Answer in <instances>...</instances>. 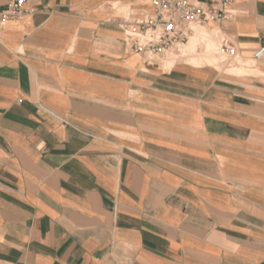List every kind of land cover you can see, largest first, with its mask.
<instances>
[{
  "label": "crops",
  "instance_id": "crops-1",
  "mask_svg": "<svg viewBox=\"0 0 264 264\" xmlns=\"http://www.w3.org/2000/svg\"><path fill=\"white\" fill-rule=\"evenodd\" d=\"M114 4L150 9L0 17V264H264V0L215 25L255 61L222 68L147 63Z\"/></svg>",
  "mask_w": 264,
  "mask_h": 264
},
{
  "label": "built area",
  "instance_id": "built-area-1",
  "mask_svg": "<svg viewBox=\"0 0 264 264\" xmlns=\"http://www.w3.org/2000/svg\"><path fill=\"white\" fill-rule=\"evenodd\" d=\"M28 0H9L0 12L2 20H23L35 12L27 8ZM150 9L137 18L131 11L123 12L119 25L124 30V39L130 51L142 54L147 63L178 44L187 43L195 28L217 23L234 15V0H140ZM217 51L231 60L238 56V49L230 38L222 37ZM264 57V44L254 53L255 59Z\"/></svg>",
  "mask_w": 264,
  "mask_h": 264
},
{
  "label": "bare ground",
  "instance_id": "bare-ground-1",
  "mask_svg": "<svg viewBox=\"0 0 264 264\" xmlns=\"http://www.w3.org/2000/svg\"><path fill=\"white\" fill-rule=\"evenodd\" d=\"M215 32H218V28L215 25L196 27L195 33L187 43L178 44L172 49V51L170 52L171 61L168 67H171L177 59L188 61L190 60L192 62L199 63L200 60L197 61L199 56H201L202 58L204 57L207 63H211L210 65L214 64L215 60L218 58V51L215 50ZM201 39L206 40L205 49L201 55H198L196 54L197 46Z\"/></svg>",
  "mask_w": 264,
  "mask_h": 264
},
{
  "label": "rangeland",
  "instance_id": "rangeland-1",
  "mask_svg": "<svg viewBox=\"0 0 264 264\" xmlns=\"http://www.w3.org/2000/svg\"><path fill=\"white\" fill-rule=\"evenodd\" d=\"M117 6H118V4H114V7H117ZM117 8L120 9L121 11H123V12L124 11L127 12L129 10L128 6H118ZM198 27H201V26H198ZM222 36L223 35H222L221 32L220 33L219 32H215L214 33V37H215L214 38L215 39V50H217L216 48L218 47V45H219V43H220V41L222 39ZM205 41L206 40L201 39V41L199 42V44L197 46V52H196V54L201 55L204 52V49H205ZM174 47H172L170 50H168L164 54H162L160 56H157V59L158 60H161V61H165L166 62L167 67H168V65H169V63L171 61V54H170V52L172 51V49ZM217 56H218V58L215 60V63L212 64L211 66H217L218 68H222L223 67V64H225V63H231L232 66H235V65H243V64H247V65L250 66V65H253L255 63V61H253V60H245V59L240 58V56L234 58L235 60L234 59L233 60H229L225 56L220 55L218 53H217ZM199 60H200L199 63H195V62H192L190 60L188 61V60H183V59L182 60L177 59L175 62H177V61H186L188 63L195 64V65H207V64L210 65L211 64V63H207L205 61V58L204 57L202 58L201 56H199L198 59H197V61H199Z\"/></svg>",
  "mask_w": 264,
  "mask_h": 264
}]
</instances>
